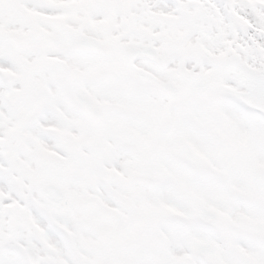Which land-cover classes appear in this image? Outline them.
I'll return each instance as SVG.
<instances>
[{"label":"snow or ice","instance_id":"obj_1","mask_svg":"<svg viewBox=\"0 0 264 264\" xmlns=\"http://www.w3.org/2000/svg\"><path fill=\"white\" fill-rule=\"evenodd\" d=\"M0 264H264V0H0Z\"/></svg>","mask_w":264,"mask_h":264}]
</instances>
